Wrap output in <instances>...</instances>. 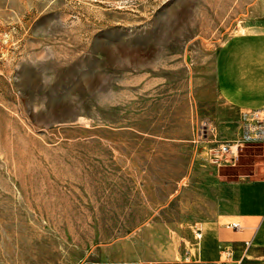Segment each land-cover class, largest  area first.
Listing matches in <instances>:
<instances>
[{
    "label": "rangeland",
    "instance_id": "1",
    "mask_svg": "<svg viewBox=\"0 0 264 264\" xmlns=\"http://www.w3.org/2000/svg\"><path fill=\"white\" fill-rule=\"evenodd\" d=\"M255 24L264 0H0V264L179 258L228 204L203 184L264 170V142L235 165L195 143L237 136L214 62Z\"/></svg>",
    "mask_w": 264,
    "mask_h": 264
},
{
    "label": "crops",
    "instance_id": "2",
    "mask_svg": "<svg viewBox=\"0 0 264 264\" xmlns=\"http://www.w3.org/2000/svg\"><path fill=\"white\" fill-rule=\"evenodd\" d=\"M214 80L220 99L237 111L264 108V24L226 39L215 56ZM208 172L219 174L218 169ZM214 181L216 188L203 184L206 199L221 206L215 200L227 193L228 204L195 222L179 258L164 264H264V170L256 166L235 181L209 182Z\"/></svg>",
    "mask_w": 264,
    "mask_h": 264
},
{
    "label": "built area",
    "instance_id": "3",
    "mask_svg": "<svg viewBox=\"0 0 264 264\" xmlns=\"http://www.w3.org/2000/svg\"><path fill=\"white\" fill-rule=\"evenodd\" d=\"M239 132L232 140H221L216 128L209 121L203 120L197 128L195 143L201 145L208 159L216 164L231 163L235 165L239 150L248 142H264V108L240 111L238 119Z\"/></svg>",
    "mask_w": 264,
    "mask_h": 264
}]
</instances>
